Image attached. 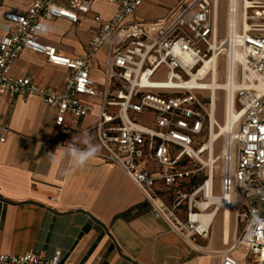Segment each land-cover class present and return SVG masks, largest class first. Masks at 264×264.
<instances>
[{
	"label": "built area",
	"instance_id": "2783aa9c",
	"mask_svg": "<svg viewBox=\"0 0 264 264\" xmlns=\"http://www.w3.org/2000/svg\"><path fill=\"white\" fill-rule=\"evenodd\" d=\"M94 1L32 0L25 14L6 13L4 18L13 27L0 39V95L41 98L57 111L56 127L65 136L88 131L102 146L98 157L121 168L144 193L151 214L198 251L193 240L208 239L212 224L200 219L208 210L202 208L208 199L207 180L191 193L176 191L170 199L160 187L180 186L193 174L184 165L192 160L202 163L205 136L212 129V100L208 97L206 104L199 95L202 90L181 83L225 51L218 42L222 0H179L165 17L140 22L129 18L147 0H106L117 5V12L109 21L94 17L99 27L80 58L64 56L40 40L39 35L48 31L46 22L63 19L78 24L92 11ZM225 2L228 19L243 17L247 27L241 22L230 26L245 60L233 107L238 121L227 134L220 157L218 200L221 211L233 212L243 230L230 249L216 254L221 264H239L231 252L243 247L250 264H264V0ZM104 47L103 83L98 85L91 63ZM25 50L70 71L62 92L12 75L13 63ZM95 105L97 122L82 128L80 120L91 115ZM0 264L72 263L61 253L45 258L29 252L0 253Z\"/></svg>",
	"mask_w": 264,
	"mask_h": 264
},
{
	"label": "crops",
	"instance_id": "0c3cea01",
	"mask_svg": "<svg viewBox=\"0 0 264 264\" xmlns=\"http://www.w3.org/2000/svg\"><path fill=\"white\" fill-rule=\"evenodd\" d=\"M157 1L147 0L129 21L161 19L179 2L154 6ZM31 3L0 0V39L13 27L5 14H25ZM147 7L158 11L150 16L138 15ZM117 8L106 0H95L92 11L78 24L63 19L48 21L47 33L39 38L64 56L83 57L99 27L94 17L109 21ZM82 31L87 32L84 42L76 36ZM106 53L107 47L102 48L91 63L98 85L103 83ZM11 73L58 92L65 89L70 77L67 69L55 67L29 50L20 54ZM98 113L95 105L93 113L79 125H92ZM56 118L57 111L37 96L0 95L1 254L32 252L51 258L61 253L72 264H221L216 252L230 249L238 237L239 225L233 212L228 235L219 215L211 224L208 239L193 240L198 249L195 251L165 221L151 214L144 193L121 168L97 157L85 168L66 174L70 162L61 159L59 153L55 159L48 154H55L58 146L79 135L65 136L56 127ZM231 254L239 264H250L245 248L238 247Z\"/></svg>",
	"mask_w": 264,
	"mask_h": 264
},
{
	"label": "bare ground",
	"instance_id": "6f19581e",
	"mask_svg": "<svg viewBox=\"0 0 264 264\" xmlns=\"http://www.w3.org/2000/svg\"><path fill=\"white\" fill-rule=\"evenodd\" d=\"M235 22H241L244 24V27H247V23L244 22L243 17L241 18H233L229 17L227 23V39L224 42H220L224 47L227 45L225 51L227 52V56L229 58L228 65V76L225 82L219 81V58L213 57L209 61H205L204 66L199 69L198 73H194L191 80L188 82H182L181 85H186V88L202 90L203 92L211 93L212 105H210L212 114V129L210 132V139L206 142L204 147V155L209 156V163L207 167H209L210 178L207 180V198L202 203L203 209H208L206 212L202 213L200 219L206 225L213 222L221 213L222 220L226 226V234L229 231V228L232 223L231 213L226 210L225 213L221 212V202L218 200V195L216 194L215 185H214V169H215V157H214V149L215 143L223 136L230 133L236 128V124L238 121V116L233 110L235 104L236 92L240 87L238 82V67L244 64L245 56L241 52L242 50L237 47L234 42V33L230 28ZM219 37V32H218ZM219 42V39H218ZM209 78V81H208ZM175 84L174 82L169 83V85ZM218 92L227 93L226 98V114L224 123L221 124L217 118L216 111V96ZM218 129L219 132L214 131V129ZM200 161H202L201 156L199 157ZM219 204V207L216 209L214 205ZM228 235V234H227Z\"/></svg>",
	"mask_w": 264,
	"mask_h": 264
},
{
	"label": "rangeland",
	"instance_id": "374dc122",
	"mask_svg": "<svg viewBox=\"0 0 264 264\" xmlns=\"http://www.w3.org/2000/svg\"><path fill=\"white\" fill-rule=\"evenodd\" d=\"M171 0H158L157 2H153L154 6H166L167 4H170ZM158 10L152 7H147L143 8V12L138 13V15L142 16H150L152 14H155ZM227 23H228V17L226 14V2L225 0H222L221 3V14H220V32H219V42H224L227 39ZM63 32L66 33V35H71V33L66 29H63ZM76 36L79 38L80 42H84L87 32L82 31V32H77ZM76 48V46L74 47ZM227 48V45L224 46V49ZM78 50V47H77ZM243 53V51H241ZM244 54V53H243ZM228 65H229V58L227 56V52L224 51L220 56H219V81L220 82H225L227 80V72H228ZM241 71V65L238 67V77L240 75ZM159 79H164V77L161 75L158 77ZM209 81V78H208ZM200 96H204L206 98V104L209 102V98H211V93L210 92H202L199 94ZM226 98H227V93L225 92H218L216 96V111H217V118L221 124L224 123L225 120V114H226ZM96 109V108H95ZM95 121L93 124H95L98 120V115L95 116ZM92 124V125H93ZM214 131H218L217 127L214 129ZM208 134V133H207ZM210 135V134H209ZM207 135L205 138L207 141H209L210 136ZM225 139L226 135H223L216 143H215V149H214V157H215V169H214V185H215V190L216 194L220 196V187H221V178H222V172H221V153L224 148L225 144ZM202 163L198 162L197 160H192L189 161V163L186 164L185 168L193 171V174L191 177L183 184V186L180 188V191L182 192H191L193 190L192 185H195L196 187H200L206 180H208V177L210 178V173H209V167H207V164L209 163V156L203 155L201 157ZM185 210V206L183 207V212ZM221 215V213H220ZM242 226L239 225L238 228V236L242 233Z\"/></svg>",
	"mask_w": 264,
	"mask_h": 264
},
{
	"label": "clouds",
	"instance_id": "9594fccd",
	"mask_svg": "<svg viewBox=\"0 0 264 264\" xmlns=\"http://www.w3.org/2000/svg\"><path fill=\"white\" fill-rule=\"evenodd\" d=\"M43 27V25H41ZM102 151V146L98 143H94V138L88 131H83L80 136L73 138L63 145L58 146L55 154L49 153L48 156L55 159L57 153H59L61 159H66L70 162V168L66 171V174L77 169L85 168L88 163L99 156ZM254 220L258 219L254 215Z\"/></svg>",
	"mask_w": 264,
	"mask_h": 264
},
{
	"label": "trees",
	"instance_id": "16d2710c",
	"mask_svg": "<svg viewBox=\"0 0 264 264\" xmlns=\"http://www.w3.org/2000/svg\"><path fill=\"white\" fill-rule=\"evenodd\" d=\"M187 163H189V161H188ZM187 163H186V164H187ZM186 164L184 165V168H185ZM185 169H186V168H185ZM187 170H188V169H187ZM185 182H187V181H184L180 186H178V187H174V188H172V189H166V188H164L163 186H161V187H160V189H161V194H162L165 198L170 199L171 196H172L176 191H179V190H180V188L183 186V184H184ZM192 187H193V190H191V192H193V191H195L196 189L199 188V187H196L195 185H192ZM191 192H188V193H191ZM186 193H187V192H186Z\"/></svg>",
	"mask_w": 264,
	"mask_h": 264
}]
</instances>
